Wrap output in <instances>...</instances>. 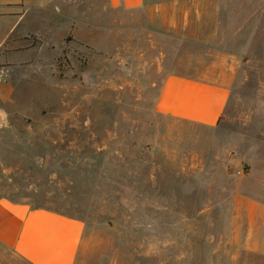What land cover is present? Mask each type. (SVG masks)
I'll list each match as a JSON object with an SVG mask.
<instances>
[{"label":"rangeland","instance_id":"rangeland-1","mask_svg":"<svg viewBox=\"0 0 264 264\" xmlns=\"http://www.w3.org/2000/svg\"><path fill=\"white\" fill-rule=\"evenodd\" d=\"M106 3L0 13V196L82 219L76 264H264L232 232L236 196L264 199V0H168L122 32ZM167 71L228 76L216 125L156 109Z\"/></svg>","mask_w":264,"mask_h":264},{"label":"crops","instance_id":"crops-1","mask_svg":"<svg viewBox=\"0 0 264 264\" xmlns=\"http://www.w3.org/2000/svg\"><path fill=\"white\" fill-rule=\"evenodd\" d=\"M53 1L0 0V13L7 16L16 8L24 14L34 8L61 13L58 8L48 7ZM106 1L104 8L115 14L118 12L114 29L119 32L127 28L122 11L140 12L146 16L147 25H152L156 19L167 24L165 21L170 19L166 10L168 0ZM163 28H156L154 32L161 33ZM229 94L228 76L215 78L167 71L162 78L156 109L192 123L214 126L224 113ZM0 140L4 142V139ZM234 207L232 232L235 240L244 249L264 255V199L238 195ZM84 229L83 220L76 216L0 196V243L28 264H76Z\"/></svg>","mask_w":264,"mask_h":264}]
</instances>
